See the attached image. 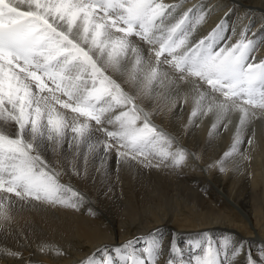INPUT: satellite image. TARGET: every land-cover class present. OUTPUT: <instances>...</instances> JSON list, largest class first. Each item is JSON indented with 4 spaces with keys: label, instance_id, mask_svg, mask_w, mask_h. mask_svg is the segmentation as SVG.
I'll return each instance as SVG.
<instances>
[{
    "label": "snow or ice",
    "instance_id": "6c2138e0",
    "mask_svg": "<svg viewBox=\"0 0 264 264\" xmlns=\"http://www.w3.org/2000/svg\"><path fill=\"white\" fill-rule=\"evenodd\" d=\"M182 7L164 0H0V230L12 226L17 205L77 210L83 197L61 178L86 175L96 159L101 168L112 155L117 164L160 168L170 160L179 167L186 151H172L174 138L153 116L187 103L184 88L194 100L190 123L211 113L215 130L240 113L231 147L213 166L224 171V160L239 154L245 126L264 114V59L255 57L264 37L250 39L244 29L233 43L221 22L193 39L205 14ZM157 236L155 230L104 246L80 264H159ZM190 247L202 254L185 258L170 240L166 264H264L230 236L217 247L204 233ZM0 255L22 258L7 248Z\"/></svg>",
    "mask_w": 264,
    "mask_h": 264
},
{
    "label": "bare ground",
    "instance_id": "6f19581e",
    "mask_svg": "<svg viewBox=\"0 0 264 264\" xmlns=\"http://www.w3.org/2000/svg\"><path fill=\"white\" fill-rule=\"evenodd\" d=\"M177 2L183 5L178 11L196 5L205 14L193 39L204 37L219 21L225 28L230 22L238 27L237 33L231 35V42L238 40L244 29H250V39L264 37V0ZM255 57L257 61L264 59V43L259 44ZM182 92L188 93V102L181 101L178 106L183 116L177 114V107L158 114V122L165 126L163 130L174 135L180 144L187 143L181 147L177 144L187 153L179 167H172L170 160L160 168L145 167L135 161L117 164L112 155L102 168L99 159L94 164L90 162L86 175L82 172L80 176H62L61 182L83 197L81 206L73 210L39 203L17 205L12 213V226L7 232L0 230V249L19 251L22 258L0 255V264H80L97 249L117 246L155 230L163 245L159 264H166L172 258L170 240L180 246L185 258L202 254L190 244L202 239L204 233L217 247L224 236H230L236 245L242 243L245 251L264 258V127H261L264 123L253 128L250 149L246 143L249 138L244 133L239 154L226 158L224 171H220L218 165H213L223 158L224 152L214 143L209 144L208 139L197 145L199 140L194 142L193 137L198 131L191 129L189 121L187 127L183 125L194 100L188 88ZM239 116V112H232L225 118L227 128L223 125L222 137L227 141L221 147L229 140L233 142L235 134L227 132L236 129ZM200 118L215 121L211 113ZM258 119L261 118H255ZM189 133L195 136L190 138ZM173 146L172 151H176L178 147ZM149 158L156 162L155 158ZM43 245L48 246L46 251H41Z\"/></svg>",
    "mask_w": 264,
    "mask_h": 264
},
{
    "label": "rangeland",
    "instance_id": "374dc122",
    "mask_svg": "<svg viewBox=\"0 0 264 264\" xmlns=\"http://www.w3.org/2000/svg\"><path fill=\"white\" fill-rule=\"evenodd\" d=\"M179 106V104L177 105V108H178V112H177V114L178 115H182L183 116V114L184 113H182L181 112V108L180 107H178ZM194 107V101H193V104H192V106H191V109H190V112L188 113V116H187V118H186V120L183 122V125H185L186 127L188 126V121H189V119L188 118H190V113H191V110H192V108ZM182 109L183 110H185V107H182ZM234 113H236V114H238V112H234ZM231 114V113H230ZM240 117V116H239ZM256 118H261V119H258V120H255V119H252V121H250L247 125H246V127H248V129H245V130H243V135H244V133H246V135H247V137L249 138V139H251V134H252V131H253V128L254 127H256V125L258 126V123H259V126L260 125H262V123H264V114H262V113H260L259 111L257 112V115H256ZM195 119V118H194ZM193 119V121L191 122V129H193V130H195V131H198L200 134H201V136H200V134L198 133V132H196L195 134H198L196 137H193V136H195V134H193V135H191L190 133L187 135V136H190V138H192L193 137V141L194 142H196L197 140H199V142L197 143V145H199L200 143H205L206 141H207V139H208V142H209V144L210 143H214L215 145H217V147H219L218 149L220 150V152H226V150L228 149V147L231 145V143L230 142H232V141H230L229 140V142L227 143V145L226 146H222L221 147V145H223V144H225L226 143V138H224V137H222L223 136V131H224V128H223V125H224V121L220 124V126L216 129V131H212L213 129H212V124L215 122L213 119L211 120V119H209V120H203V119H201L200 118V116L199 117H197L195 120ZM153 121H155L154 123L156 124V125H158L160 128H165V126H164V124H161V123H159L158 122V115H154L153 116ZM200 121V123H199V125H200V127H197V126H199L197 123ZM213 121V122H212ZM205 123H207V124H205ZM208 126V129L206 130H204V128L205 127H207ZM261 127H264V124H263V126H261ZM166 128H167V126H166ZM192 130V131H193ZM165 132H167V133H169L168 131H166V130H164ZM180 131V130H179ZM207 131V132H206ZM209 131V132H208ZM210 131H212V133H214V132H216L214 135H212V133H210ZM235 131H236V129L235 130H233V131H231V132H227L226 130H225V132H227V134H231V135H234L235 134ZM178 133V132H177ZM222 133V134H221ZM264 133V132H263ZM170 134V133H169ZM217 135V136H216ZM170 136L171 137H173L174 138V140H173V144H172V146L174 145V144H176V145H174L173 147H178V145L180 144L179 142H177V140H176V138H175V136L173 135H171L170 134ZM210 136V137H209ZM213 136V137H212ZM218 136H220V137H218ZM201 137V138H200ZM211 138V139H210ZM214 138V139H213ZM216 138V139H215ZM220 138V139H219ZM205 140V141H204ZM212 140H214V142H212ZM187 141V140H186ZM211 141V142H210ZM188 142V141H187ZM246 143L248 144V149H250V147H251V144H249L248 143V141L246 140ZM251 143H252V141H251ZM178 144V145H177ZM181 144H185V145H187V143H183V142H181ZM179 145L180 147L182 146V145ZM179 148V147H178ZM259 148V146L257 147V148H255V149H253V150H256V149H258ZM258 173H260V176H261V171L260 172H258ZM264 174V173H263Z\"/></svg>",
    "mask_w": 264,
    "mask_h": 264
}]
</instances>
